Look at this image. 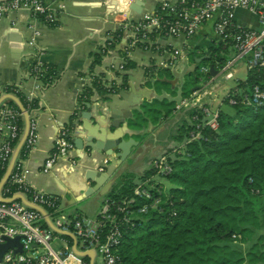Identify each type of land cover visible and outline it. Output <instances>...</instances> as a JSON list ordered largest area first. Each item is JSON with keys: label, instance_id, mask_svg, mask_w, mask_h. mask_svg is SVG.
<instances>
[{"label": "built area", "instance_id": "built-area-1", "mask_svg": "<svg viewBox=\"0 0 264 264\" xmlns=\"http://www.w3.org/2000/svg\"><path fill=\"white\" fill-rule=\"evenodd\" d=\"M57 2L3 0L0 1V19L10 12L25 9L33 17H40L52 26L64 8L62 2ZM117 26L123 32L122 46L126 54L134 48L169 52V56L158 64L159 67L169 69L176 66L178 59L185 60L188 50H195L194 58L205 61L197 69L198 80L205 78L200 84L202 86H196L190 99L184 98L175 106L176 109L191 107L194 111L190 116L194 128L189 132L188 141L201 137V127L215 129L217 126V119L223 112L221 108L212 107L213 98L208 101L195 95L200 91L204 95L203 87L211 84L216 86L219 77L232 79L234 73L243 69L244 79H236V84L229 88L223 101L231 107H264V0H159L152 10L142 11L138 17L123 16ZM162 39L169 41L163 43V49L160 43ZM179 39L182 41L174 45L173 41ZM109 45L106 43V47ZM124 65V61L109 64L112 79L117 78L113 70L120 71ZM211 68L215 70L214 74L210 73ZM32 77L36 93L27 95L28 101L38 96L42 89L39 74L36 72ZM94 81L103 87L112 86L114 93L121 85L114 81L112 85L106 84L94 74L90 87ZM7 93L15 95L0 88V99ZM20 121L23 125H20ZM23 127V112L8 104V99L0 101V180L9 165ZM37 141L36 121L31 113L23 146L26 154L35 147ZM73 153L70 129L60 126L41 170L48 173L58 161L64 160L67 162L66 169L74 172L82 167V163ZM174 153L181 154V145L173 148L171 154L163 153L151 161L153 175L137 181L132 198L121 205L105 199L94 216L77 212L68 214L63 210L61 196L39 191L29 185L25 181V157L18 156L6 183L0 188V244L5 243L6 239L18 237L21 250L18 251L17 244L6 248L1 254L0 264H90L89 257L75 252L73 246L81 252L93 251V264L97 256L100 264H123L118 251L122 236L121 223L127 222L134 213L145 214L150 209L159 212L163 210L160 205L164 190L161 189V183L155 184L153 180L155 176L165 177L172 172L169 157L174 156ZM106 165L108 160L104 157L94 164V168L104 171ZM17 195L23 196L27 202L17 198ZM136 200L143 202L139 205ZM131 205L137 206L132 209ZM36 207H40L45 214ZM62 233H68L73 238H64Z\"/></svg>", "mask_w": 264, "mask_h": 264}, {"label": "crops", "instance_id": "crops-1", "mask_svg": "<svg viewBox=\"0 0 264 264\" xmlns=\"http://www.w3.org/2000/svg\"><path fill=\"white\" fill-rule=\"evenodd\" d=\"M48 1L54 3L59 1L64 4L55 25L49 26L40 17H33L25 9L10 12L0 19V88L13 85L27 98L31 92L36 93L35 80L29 65L50 63L56 68L57 75L52 82L48 86L42 83L40 93L34 97L39 103V109L33 111L38 141L24 159L27 170L25 181L39 191L61 196L63 210L68 214L77 212L94 216L106 199L105 195L121 174L141 175L150 169L153 159L165 153L167 149L180 145L173 139V135L182 122L188 120L187 112L191 107L176 109L175 106L184 98L190 99L197 87H193L191 93L184 96L181 85L165 80L171 82L174 87L171 90L174 93L171 111L165 115L153 109V112L146 114L143 111V104H151L153 100H158V96H166L157 93L154 88L155 81L159 80L158 73L171 69L158 66L161 60L169 56V52L134 48L126 54L122 46L123 32L118 30L117 25L123 16L135 18L139 14L128 10V7L125 8L124 0ZM158 2L159 0H144L142 11L152 10ZM9 29L19 31L22 41L20 51L15 50L17 42L14 41L13 34L7 35ZM118 31L120 35L117 39ZM111 40L112 43L109 42ZM181 41L179 39L177 42ZM165 42L169 41L160 40L161 48L165 46L163 44ZM106 43L110 45L106 47ZM103 49H107L106 52L102 53ZM95 53L100 54L99 62L92 65ZM185 60L178 59L173 69L175 70ZM123 61L125 65L120 71L113 70L116 80L112 79L109 64H120ZM94 74L102 78L106 84L112 85V81L121 84V88L114 93L112 90L109 91L112 86L107 88L109 92H100L91 86L93 93L84 102L85 107L80 115L73 120L69 128L70 135L73 138L80 134L84 141L91 137L98 138L99 133H96V129L99 126L106 129L107 125L112 126L113 119L122 117L127 127H121L120 123L117 127H111V131H121L122 134V130H125L122 138L132 139L136 144L110 176L109 179L113 180L111 185L109 182L100 184L94 193L84 196L89 187L97 185L83 176L87 169L96 170L89 160L79 159L82 167L74 172L66 169L67 162L64 160L58 161L54 169L48 173H44L41 168L53 147L57 129L70 123V117L80 109V96L87 87H90V80ZM121 90L126 92L124 97L119 95ZM86 103L91 105L90 119L82 114L87 108ZM133 118H136L135 122ZM77 151L74 147L73 154L76 157ZM82 153L85 154L86 150L84 149ZM103 156L99 154L98 159Z\"/></svg>", "mask_w": 264, "mask_h": 264}, {"label": "trees", "instance_id": "trees-1", "mask_svg": "<svg viewBox=\"0 0 264 264\" xmlns=\"http://www.w3.org/2000/svg\"><path fill=\"white\" fill-rule=\"evenodd\" d=\"M118 35L119 31L117 39ZM99 57V53L94 54L92 65L99 62ZM193 63L198 64L195 59ZM29 68L31 74H39L44 86L57 75L50 63H33ZM197 69L187 73L184 96L191 93L198 81ZM92 86L100 92L112 90L107 91L96 81ZM2 88L14 93L30 114L39 109L37 99L28 101L15 86ZM92 93L91 87H87L81 94L80 109L70 117L68 128ZM8 104L19 109L11 99ZM149 105L142 107L153 110ZM232 109L233 113H220L215 129L203 126L201 137L190 141L189 132L194 124L189 119L194 111L191 108L187 112L188 120L173 135L181 145V154L169 157L172 172L165 178L171 186L162 193L163 210L134 213L121 223L118 251L123 264H251L264 259V107ZM132 120L135 122L136 118ZM167 153L171 154L172 149ZM25 156L23 147L19 157ZM153 173L147 169L141 175L121 174L105 198L121 205L133 197L136 180ZM142 202L136 200V204ZM243 244H247V249H241Z\"/></svg>", "mask_w": 264, "mask_h": 264}, {"label": "water", "instance_id": "water-1", "mask_svg": "<svg viewBox=\"0 0 264 264\" xmlns=\"http://www.w3.org/2000/svg\"><path fill=\"white\" fill-rule=\"evenodd\" d=\"M3 1V0H0ZM129 9L140 14L142 12L143 6H144V0H132L130 1ZM15 31V32H14ZM13 34V39L15 42H17L15 47V50L20 51V48L22 47V41H21V35L19 31L17 30H12L9 29L7 32V35ZM197 63L202 61V58H194ZM210 73L214 74L215 70L213 68L210 69ZM196 88V87H195ZM124 93L126 94L125 90L119 91V95L124 97ZM4 99H11L14 101V103L18 106V108L23 112L24 116V127H23V132L22 135L15 146L12 158L9 162V165L2 176L0 180V188L5 184L7 181L10 172L12 170V167L16 161V159L19 156V153L21 149L24 146L25 139L28 134V129H29V120H30V114L26 111V109L23 107L22 103L20 100L13 94H5L3 98L0 99V101ZM86 110L82 112L83 116L87 119H90L92 117L91 113V105L90 103H86ZM122 124L121 127H127L126 123L124 122V118L119 117L115 118L112 120V126H108L105 129V127H98L96 129V133H99L98 138L96 137H91L88 139V141H84L82 136L78 134L77 136L73 137L70 135L71 141L74 144V147L78 150V160L79 159H87L90 161L92 165H94L96 162H100L102 158H107L108 160V165H106L104 171H97L93 169H87L84 173L83 176L86 180L93 181L95 184H97L95 187H89V190L86 192L84 196H88L92 193H94L97 190L98 185L105 184L106 182H109V185H111L113 180H110V176L113 175L114 171L116 168L126 159V157L129 155L131 151V147L136 144L135 141L132 139L124 140L122 138L123 133H125V130H122V134H120L121 131H111V127H117L119 124ZM125 124V125H124ZM105 126V125H104ZM108 129V130H107ZM86 150V153L83 154V150ZM82 153V155H81ZM103 154L104 156L101 159H98V155ZM95 159V161H93ZM110 180V181H109ZM17 198H20L22 201L27 202L26 199L21 196L17 195ZM38 210H40L43 214L44 211L40 207H36ZM50 225H52L50 223ZM53 227V226H52ZM54 231L59 232L57 229L53 228ZM64 235H68L71 238V236L68 233H62ZM17 244L18 245V251L21 250V246L19 244V238L16 237L14 239H6L5 243L0 244V257L1 254L6 250V248L11 247L13 245ZM73 249L75 252H77L80 255H86L90 259V264H93L94 260V252L89 250L85 252L78 251L75 246H73Z\"/></svg>", "mask_w": 264, "mask_h": 264}, {"label": "rangeland", "instance_id": "rangeland-1", "mask_svg": "<svg viewBox=\"0 0 264 264\" xmlns=\"http://www.w3.org/2000/svg\"><path fill=\"white\" fill-rule=\"evenodd\" d=\"M148 3V2H147ZM174 43H177V41H174ZM195 50H188L186 52V60L183 63H180L175 70H164L158 73L159 80L155 81L154 88L156 89L157 93L160 94H166L165 97L158 96L157 101L152 102L149 107L151 109H154L155 111H158L159 113H164L166 114L167 111H169L172 107V98L174 96V93L171 91L174 87L171 82H167L165 80H170L177 82V84L183 87L184 83L188 81V72L194 71L196 68H200L202 64L205 63V61H201L198 64L193 63V54ZM198 73V70H196ZM245 77V71L243 69H240L238 72L234 73V77L232 79L224 80L222 77H219L217 79V85L215 86L214 84L207 85L206 87H203V92H205L204 95H202V92L200 91L197 93L195 96L199 97L201 96L202 99L204 100H210L213 98V105L212 107H220L223 112H228V113H233V109L231 106L227 105L223 99L227 96L229 88L234 86L236 84V79H244ZM205 80L203 78L202 80H198L195 84V86H202V82ZM165 81V82H163ZM216 82V81H215ZM191 86V84L189 85ZM194 86V87H195ZM177 89V87H176ZM209 92H212L213 94H209ZM222 103L221 105H219ZM154 110H147L145 107L143 108V111L146 114H150V112H153ZM173 149V148H172ZM170 149H167L165 153H167ZM153 182L156 183H161V189L164 191L171 186V184L166 180L165 177H158L155 176ZM160 185V184H158ZM67 210V209H65ZM239 246V245H238ZM241 249H247V244H243L240 246ZM95 264H100V258L99 256L96 257L95 259ZM251 264H264V259L260 260H253Z\"/></svg>", "mask_w": 264, "mask_h": 264}, {"label": "clouds", "instance_id": "clouds-1", "mask_svg": "<svg viewBox=\"0 0 264 264\" xmlns=\"http://www.w3.org/2000/svg\"><path fill=\"white\" fill-rule=\"evenodd\" d=\"M127 2H128V0H124V7L125 8L127 7Z\"/></svg>", "mask_w": 264, "mask_h": 264}]
</instances>
